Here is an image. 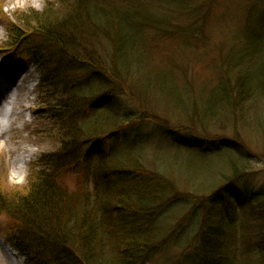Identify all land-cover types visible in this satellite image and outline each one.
I'll return each mask as SVG.
<instances>
[{
    "label": "trees",
    "instance_id": "16d2710c",
    "mask_svg": "<svg viewBox=\"0 0 264 264\" xmlns=\"http://www.w3.org/2000/svg\"><path fill=\"white\" fill-rule=\"evenodd\" d=\"M143 2L52 0L49 9L14 16L18 23L11 25L6 45L18 49L20 59L39 72L41 98L36 112L48 125L44 130L46 138L58 147L42 156L40 169L30 173L24 187L8 190L0 185V214L9 222L6 242L24 264H139L136 252L146 255L164 245L154 243L149 234L158 214L183 200V196L194 194L177 190L170 170L160 163V157H165L161 152L163 141L155 142L152 133H142V125L152 124L156 131L166 129L172 135L183 128L182 132L204 139L169 136L177 152L183 149L195 156L209 155L201 154L205 151L216 156L219 151L234 154L223 162L227 184L252 172L254 155L238 133H232L230 138L201 134L192 125L195 112L189 116L188 126L173 125L145 106V95L154 92L179 109L185 108L177 102V88L188 84L180 82L164 66L169 70L167 84L160 81L149 85L145 82L146 63L133 68L123 56L124 47L140 44L137 38L143 32L133 31V25H143L142 19L146 18L132 11ZM162 2L182 4V0ZM132 18H137L133 25ZM157 25L152 22L151 28L159 29ZM127 26L131 29L126 30ZM263 26L258 25L255 34L259 28L264 30ZM259 43L253 42L252 49L247 45L249 55L227 62V68L223 69L217 56L206 63L221 73L216 83H208L212 88L207 87L202 108H198L204 121H212L215 112L223 114L222 118L228 115L225 110L234 115L235 109L240 113L237 119L246 120L258 99L253 93L255 85L264 88V59L259 57L262 51L257 53L262 46ZM181 64L184 72L185 64ZM228 123L235 128L233 121ZM209 141L215 145L203 147ZM173 156H169L170 160H174ZM76 168H80L79 174L87 185L72 191L60 178ZM222 183L218 194L224 193L217 204L223 212L218 209L217 224L203 223L198 234L200 247L194 251L196 264H236L228 248L237 236L225 218L236 212L233 201L240 195L225 181ZM242 190L245 194L246 186ZM254 195L255 201L247 211L240 212V228L244 233V225L252 227V250L257 263L264 264V188ZM194 198V203L203 207V198Z\"/></svg>",
    "mask_w": 264,
    "mask_h": 264
},
{
    "label": "rangeland",
    "instance_id": "374dc122",
    "mask_svg": "<svg viewBox=\"0 0 264 264\" xmlns=\"http://www.w3.org/2000/svg\"><path fill=\"white\" fill-rule=\"evenodd\" d=\"M51 2L52 0H0V79L7 82L13 80L17 86H20L16 95L18 100L24 98L25 102V105L17 108L22 111L21 115L12 123L10 131L3 130L4 139H0V185L3 189L24 187L28 183L30 173L40 169L39 162L42 156L58 149L56 144L46 138L44 130L48 128V125L38 117L36 112L40 107L39 99L41 98L37 85L39 74L26 61L18 58V49L14 51L6 45L9 41L8 32L11 25L16 26L18 23L16 18L14 19L15 15L29 16L30 12H41L49 9ZM162 3V0H145L142 6L132 11L133 15L142 14L146 18L142 19L143 25L139 23L138 26L133 25L137 18H132L130 21L133 31H142L143 35H138L140 44L134 48L124 47L122 54L133 68L146 63L148 70L145 82L149 85L160 81L167 84L169 70H166L164 66L172 70L180 82L184 81L188 84L179 85L180 89L177 88L180 94L177 95L180 98L177 102L185 108L179 109L175 103L169 102L168 99L154 92L145 95L147 100L145 106L157 115L168 118L173 125L188 126L191 122L189 116L195 112L192 116L194 117L192 125L198 133L223 138H230L232 133H238L254 157L251 158L250 163L251 174L227 184L225 177L227 168L223 166V162L228 157H235L234 154L219 151L216 156L205 151L201 154L209 155L195 156L183 149L182 152H177L178 149L170 144L169 136L177 138L198 136L203 142L204 139L198 134L190 135L182 132L183 128L172 135L167 133L166 129L156 131L152 124L142 125L140 127L142 133H152L155 142L163 141L161 152L165 157H160V163L165 167L164 169L170 170V177L176 181L177 190L181 194L193 193L194 195L189 198L183 196V200L170 204L158 214L149 234L154 238V243L163 242L164 245L146 255L136 252V258L139 264H196L194 251L200 247L198 234L205 221L217 224L218 209L221 208L217 200L224 193L219 191L221 193L219 195L218 190L225 181L228 187L240 195L233 201V209L236 212L231 216L226 215L225 218L230 222L232 234L237 236L234 245L228 248V254L234 258L236 264H259L255 258L256 252L252 250L251 245L254 244L252 227L246 224L244 225L246 231L242 232L240 212L245 213L247 207L255 201L254 194L264 188V88L255 85L253 93L258 99L249 109L245 121L237 119L240 113L235 109L234 115L225 110L228 114L226 118H222L223 114L215 112L212 116L213 120L207 123L198 114V108H202L207 87H211L208 83H213L212 81L216 83L221 73L213 71L211 66L210 68L206 66L213 57H218L224 69L229 67L228 63L235 58L240 59L245 54L249 55L250 50H247V45L252 49L253 42L260 45L261 41L263 47L261 46L257 53L262 51L263 55L259 53V57L264 59V30L259 28L258 34L254 32L258 25L262 27L264 24L262 22L264 0H182L180 6ZM152 22H158L159 29L151 28ZM125 29L130 30L131 26ZM21 33L24 34L23 31ZM173 56L175 60L169 62L167 59ZM181 63L185 64L184 72ZM8 86L11 88V82ZM10 92L11 90L8 93ZM15 93L14 91L12 95ZM9 101L10 99L8 103ZM2 102L4 105L7 104V101ZM129 107L132 108L131 105ZM231 116L235 117L232 119ZM220 121H224V124ZM232 121L235 123V128L228 123ZM208 143L210 141L205 142L203 147L215 145V143L213 145ZM27 150L32 151V155L24 165V177L16 178L13 161L22 151ZM172 154H175L174 160L169 158ZM145 161L147 163L148 159ZM79 172L80 168H76L71 173H64L60 178L61 183L72 191L79 186H86L87 181ZM243 186L247 189L245 194H243ZM196 196L197 199L203 198V207L194 203ZM211 200L216 202L213 203ZM221 212H223L222 208ZM8 229V219L0 214V264H8L3 254V246L7 245L4 236ZM225 238L227 240V237ZM234 247L237 249L234 250ZM18 259L24 262L20 257Z\"/></svg>",
    "mask_w": 264,
    "mask_h": 264
},
{
    "label": "bare ground",
    "instance_id": "6f19581e",
    "mask_svg": "<svg viewBox=\"0 0 264 264\" xmlns=\"http://www.w3.org/2000/svg\"><path fill=\"white\" fill-rule=\"evenodd\" d=\"M9 82H11V88L7 89L6 85L2 84V81L0 80V90L2 91L0 93V139H4L3 135L5 132L3 130L5 129L6 131L7 129V131H10L12 123L16 120V118H18V116L21 115L22 111L17 110V108L19 109L21 105H25L24 98L18 100L16 95L20 90V86H17L13 80H9L8 83ZM10 90L11 92L8 93ZM14 91L16 93L12 95ZM8 99H10L9 103ZM2 101H7L8 105H4ZM18 111H20V113H18ZM31 155L32 151L30 150L22 151L21 154L14 159L13 165L16 168V178L24 177V165ZM3 251V254L8 260V264H23L22 261L18 259L16 252L8 245L3 246Z\"/></svg>",
    "mask_w": 264,
    "mask_h": 264
}]
</instances>
